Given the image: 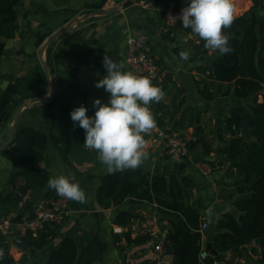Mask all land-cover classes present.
<instances>
[{"label":"crops","instance_id":"crops-1","mask_svg":"<svg viewBox=\"0 0 264 264\" xmlns=\"http://www.w3.org/2000/svg\"><path fill=\"white\" fill-rule=\"evenodd\" d=\"M242 2L234 0V16L252 10L251 0H245V6ZM15 10L16 35L4 40L0 59V196L12 190L9 180L14 168L6 150L13 146L16 133L23 128L48 135L47 148L37 166L48 172V180L59 175L74 176L86 193L84 203L70 200V212L62 225L36 229L38 232L49 228L53 233L45 249L23 250L10 243V255L16 264H47L51 252L66 237L73 238L81 249L86 235H96L107 245L103 258L94 264L172 262V256L162 257L155 251L169 220L159 213L156 205L127 199L120 207L100 206L97 200L100 179L110 173L96 152L85 149V131L78 124L74 126L70 116L81 105L88 109V116H94L93 101L100 99L107 103L110 94L95 87L107 74L103 58L107 51L130 71L126 65V48L131 36L148 37L149 53L161 69L157 85L162 89L170 85L184 90V110H193L194 127L179 126L183 135L192 138L194 128L201 127L211 149L205 157L202 150L191 157L169 155L162 142H152V136L159 130L155 127L145 135L148 159L138 168L165 177L190 178L194 184L191 201L201 202L204 216L215 203L226 206V214L239 216L233 205L237 198L233 184L238 177L229 171L228 165L222 164L225 160L217 153L225 145L219 131L225 130L228 111L246 116L253 97L218 96L211 101L202 97L196 84L201 77L197 68L205 64L195 51L198 36L191 29L182 28V21L172 19L181 14L173 11L172 1L156 4L155 0H20ZM181 51L190 53L189 60L180 58ZM162 101L169 104L171 97L165 95ZM173 124L167 129H172ZM201 163L222 166L207 174ZM49 190L47 184L42 191L23 197L19 205L21 215L12 217L29 220L25 208L31 206L35 212ZM122 213L133 216L127 225L116 223ZM5 219L9 218L0 214V222ZM22 224H13L11 233L24 238L26 231ZM217 233V229L202 232V252H208L202 257L203 264L216 256L212 250H216ZM209 243L211 251H207ZM222 264H264V246L253 242L244 247L240 257L228 252L223 255Z\"/></svg>","mask_w":264,"mask_h":264},{"label":"trees","instance_id":"trees-1","mask_svg":"<svg viewBox=\"0 0 264 264\" xmlns=\"http://www.w3.org/2000/svg\"><path fill=\"white\" fill-rule=\"evenodd\" d=\"M19 1L0 0V59L5 49L4 40L12 39L16 35L15 7ZM168 1H172L174 12H181L189 3V0H155L156 4ZM251 1L252 10L234 18L231 27L224 30L229 41L234 43V48L215 61L213 70L206 66L197 68L201 77L196 84L206 100L231 95L239 99L253 97L248 114L243 117L233 110L228 111L224 120L225 130L219 131V137L225 140V145L217 153L225 160L222 164L228 165L229 171L238 177L233 184L237 196L233 205L239 216L227 213L217 221V255L205 261L206 264H213L215 261L222 264L223 255L228 252L240 257L244 247L253 242L262 243L264 246V0ZM204 43L198 37L195 51L201 61L215 53L206 49ZM163 91L171 97V102H160L154 112L156 127L166 134L185 137L179 126L186 124L194 127L193 110H184L185 92L170 85ZM180 114L181 120L178 121ZM245 120L249 122L252 139H245L241 134ZM171 123H174V127L167 129ZM234 127L238 134L234 132ZM47 145L46 133L23 128L16 133L13 146L6 150L14 172L9 180L12 190L0 196V214L9 218L12 224L24 222L22 218L16 220V217H12L22 213L18 197L23 199L28 194L40 192L48 184V172L37 167L43 159ZM189 146L195 152L202 150L203 157L211 153L201 127L194 128ZM222 164L212 163L214 166ZM193 188L190 178L165 177L137 168L112 172L102 177L97 200L104 209L120 207L127 199L135 203L147 202L156 205L162 216L169 217L166 220L165 247L168 255L173 258L170 264H203L202 237L198 233L205 222V216L201 202L191 201L190 192ZM59 197L61 196L50 189L44 200ZM25 212L30 214L28 219L33 220V208L27 206ZM132 219L131 214L122 213L116 223L127 225ZM52 234L49 228L36 233L28 230L24 238L31 248L43 250L50 244ZM128 239L131 241L130 236ZM139 241L138 239L136 242ZM10 247V243L0 240V248L5 253L0 264H16L10 255ZM106 250L107 245L96 235L84 236L81 249L73 238L66 237L51 252L47 264H94L103 258Z\"/></svg>","mask_w":264,"mask_h":264},{"label":"clouds","instance_id":"clouds-1","mask_svg":"<svg viewBox=\"0 0 264 264\" xmlns=\"http://www.w3.org/2000/svg\"><path fill=\"white\" fill-rule=\"evenodd\" d=\"M234 0H189L181 14L173 20L182 21V27L203 40L204 47L220 54L231 51L225 29L234 22ZM182 60L190 53L180 52ZM103 66L107 74L95 83L110 94L107 103L93 101L94 116L81 105L74 108L71 120L85 131L84 147L94 150L109 173L135 170L148 159L145 135L156 127L151 105L165 98L161 86L154 85L148 76L126 71L123 62L113 60L106 51ZM48 187L57 195L79 203L86 202V193L74 176L59 175L48 180ZM3 249H0V257Z\"/></svg>","mask_w":264,"mask_h":264},{"label":"built area","instance_id":"built-area-1","mask_svg":"<svg viewBox=\"0 0 264 264\" xmlns=\"http://www.w3.org/2000/svg\"><path fill=\"white\" fill-rule=\"evenodd\" d=\"M148 44L149 39L144 34L131 36L127 41L126 65L128 69L134 74L148 76L152 79L153 84L157 85L160 79L161 69L156 59L149 53ZM150 109L153 111V105L150 106ZM233 130L236 134H238V131L235 127ZM191 139V137H181L178 134H166L161 130H157V133L151 138L152 142L154 143L162 142L165 146V151L167 154L179 155L181 157H191L192 154H194L195 151L191 150L189 146ZM90 151L95 152L94 150ZM201 166L203 167L204 172L207 174L220 168L219 165L214 166L207 163H201ZM69 212L70 200L64 197L45 200L35 210L33 220L24 221L21 227L25 231L30 230L36 233V229L39 226H60L68 218ZM12 226L13 224L10 219L1 221L0 234L12 235ZM206 230H208V226L207 223L204 222L202 224L200 233ZM166 236L167 233L164 232L162 240L155 246V251L162 257L169 254L167 248L165 247ZM4 258L5 253L3 251V256L0 257V262H2ZM140 264L152 263L145 262ZM213 264L220 263L215 261Z\"/></svg>","mask_w":264,"mask_h":264},{"label":"water","instance_id":"water-1","mask_svg":"<svg viewBox=\"0 0 264 264\" xmlns=\"http://www.w3.org/2000/svg\"><path fill=\"white\" fill-rule=\"evenodd\" d=\"M229 44H230V48H234V43L232 41H229ZM220 56H225V54H220L217 51H215L214 54L206 57L204 59L205 66L207 68H209L210 70H213L214 63ZM160 102L158 104L153 105V112L157 111ZM241 134L245 139H252V134H251L250 127H249V122L247 120L243 121V123H242ZM18 199L20 200V202L23 201L19 197H18ZM226 212H227V208L224 205L215 203L212 206H210L205 211V219H206V223L208 226V230H215L216 226H217L218 217H222L223 215L226 214ZM198 236L202 237V233H198ZM0 240L3 242L13 243V244L19 245L20 247L23 248V250H28L31 247L30 243L25 238H22V237L17 236V235H2V234H0ZM211 250H212V244L209 243V244H207V251H211ZM212 253L214 255H217L216 250H212ZM207 255H208V252H205L204 254H202V257H206Z\"/></svg>","mask_w":264,"mask_h":264},{"label":"rangeland","instance_id":"rangeland-1","mask_svg":"<svg viewBox=\"0 0 264 264\" xmlns=\"http://www.w3.org/2000/svg\"><path fill=\"white\" fill-rule=\"evenodd\" d=\"M246 5V2H245V0H243V2H242V6H245ZM244 12V11H243ZM242 12V13H243ZM245 14V12L243 13V14H240V15H237V16H234L235 18H237V17H239V16H242V15H244Z\"/></svg>","mask_w":264,"mask_h":264}]
</instances>
